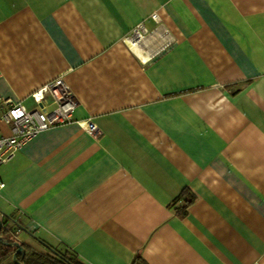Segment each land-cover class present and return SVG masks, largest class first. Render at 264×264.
Masks as SVG:
<instances>
[{
    "label": "crops",
    "instance_id": "crops-1",
    "mask_svg": "<svg viewBox=\"0 0 264 264\" xmlns=\"http://www.w3.org/2000/svg\"><path fill=\"white\" fill-rule=\"evenodd\" d=\"M60 79L76 123L0 168V237L81 264H264V0H0V117Z\"/></svg>",
    "mask_w": 264,
    "mask_h": 264
},
{
    "label": "built area",
    "instance_id": "built-area-1",
    "mask_svg": "<svg viewBox=\"0 0 264 264\" xmlns=\"http://www.w3.org/2000/svg\"><path fill=\"white\" fill-rule=\"evenodd\" d=\"M158 20L156 15L152 16V21L158 23ZM148 34L143 25L137 27L127 41L131 49L137 48ZM31 99L35 103V108L31 110L11 100L4 103L6 109L0 117V122L10 127L11 135L0 138V168L10 164L25 146L42 134L76 123L73 116L78 103L61 79L36 91ZM77 125L94 140L101 139L102 133L93 122ZM3 219L0 217L2 223Z\"/></svg>",
    "mask_w": 264,
    "mask_h": 264
},
{
    "label": "trees",
    "instance_id": "trees-1",
    "mask_svg": "<svg viewBox=\"0 0 264 264\" xmlns=\"http://www.w3.org/2000/svg\"><path fill=\"white\" fill-rule=\"evenodd\" d=\"M187 199L185 200V206L184 208H188L191 206L194 202V198L188 195L186 192L184 194ZM187 215L186 210L184 209L180 216L181 218H184ZM12 219L4 218V232L3 236H7L8 234H16L17 229L13 227H8L9 223ZM45 246V245H44ZM23 248L26 251L25 257H18V263L19 264H81V262L78 260V257L70 252H64L60 250H55L53 248L47 247L46 253H40L35 250H32L31 248H28L26 245H23ZM16 253V249H9L5 247H1V253H0V264H16L14 261V255ZM136 264V263H135Z\"/></svg>",
    "mask_w": 264,
    "mask_h": 264
},
{
    "label": "water",
    "instance_id": "water-1",
    "mask_svg": "<svg viewBox=\"0 0 264 264\" xmlns=\"http://www.w3.org/2000/svg\"><path fill=\"white\" fill-rule=\"evenodd\" d=\"M4 224L0 221V234L4 232ZM0 246L9 248V249H16V253L14 255V261L16 264L18 263V257H25L26 251L23 248V245L20 242H12L9 239H5L4 237H0Z\"/></svg>",
    "mask_w": 264,
    "mask_h": 264
},
{
    "label": "bare ground",
    "instance_id": "bare-ground-1",
    "mask_svg": "<svg viewBox=\"0 0 264 264\" xmlns=\"http://www.w3.org/2000/svg\"><path fill=\"white\" fill-rule=\"evenodd\" d=\"M133 51L141 58H144L143 55L139 52L137 48H133Z\"/></svg>",
    "mask_w": 264,
    "mask_h": 264
}]
</instances>
